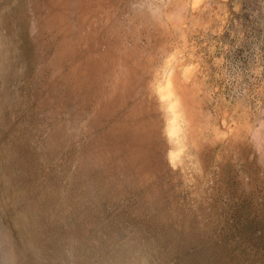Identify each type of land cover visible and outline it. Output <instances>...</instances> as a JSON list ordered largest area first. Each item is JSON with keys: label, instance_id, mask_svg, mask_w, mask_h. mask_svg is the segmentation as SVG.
<instances>
[{"label": "rangeland", "instance_id": "1", "mask_svg": "<svg viewBox=\"0 0 264 264\" xmlns=\"http://www.w3.org/2000/svg\"><path fill=\"white\" fill-rule=\"evenodd\" d=\"M6 6L0 0V11ZM2 37L9 39V34L4 31ZM101 60L114 77L136 72L149 82L153 90L141 86L143 97L154 94L163 101L171 120H180V129L187 103L203 116L214 115L221 99L214 80L219 65L233 91L230 108L237 110L229 122L232 144L215 157L222 173L212 184V177L197 181L203 165L196 168L187 149L176 150L169 163L185 174L180 183H172L173 201L163 203L165 211H151L157 205L138 202L139 197L113 199L80 186L72 205L79 208L73 212L78 216L55 219L63 204L56 186L66 184L60 179L69 163L57 154L53 163L6 159L12 142L19 144L12 155L20 154L22 144L24 150L33 147L25 146V135L10 124L17 115L0 110V264H264V0H101ZM3 69L1 76L8 74ZM13 84L21 88L25 81ZM170 88L172 93L166 91ZM23 118L17 124H25Z\"/></svg>", "mask_w": 264, "mask_h": 264}, {"label": "bare ground", "instance_id": "2", "mask_svg": "<svg viewBox=\"0 0 264 264\" xmlns=\"http://www.w3.org/2000/svg\"><path fill=\"white\" fill-rule=\"evenodd\" d=\"M3 1L7 6L0 11V20H4L3 27H0V68H6L8 74L0 75V85H4V88L0 86V110L8 117L12 113L17 115L9 122L15 125L17 134L25 135V146L33 147L24 150L22 144L20 154L12 155L11 151L19 145L12 142L6 146L5 157L30 163H53L57 155L67 160L64 161L69 163L66 174L69 169L72 173L60 179H64L66 184L56 186L60 195L55 192V198L61 197L63 204L57 207L55 219L65 218L79 209L72 205L80 186L90 193L112 195L113 199L139 197L138 202L157 205L151 211H165L163 203L173 201V192H170L172 183H180L182 174H185L169 163L171 152L176 150L187 149V153H193L196 168L203 165L201 168L205 172L196 174L197 181H208L212 177L211 184L215 182L217 175L222 173V169L215 165V157L226 154L232 144L233 133L229 122L237 112L235 105L230 108L234 102L229 98L233 91L225 74L219 71V65H215L218 75L214 80L219 81L222 103L217 101L211 117L199 114L187 103L180 129L177 124L180 120H171L172 111L166 110L163 101H157L154 94L143 97L144 91L140 87L150 92L149 82L143 81L136 72L128 75L116 73L114 77L109 66L101 60V0ZM7 17L10 18L6 20ZM4 31L9 34V39L2 37ZM2 43H5V53ZM18 47L21 52L16 53ZM117 63L124 64V59ZM17 79L25 81L21 88L13 84ZM166 91L173 92L172 88ZM48 109L50 112L39 117L40 112ZM22 116L25 124H17ZM221 123L224 132L221 131ZM45 132L47 135H44ZM77 216L73 213L72 218ZM175 252L173 254L176 255Z\"/></svg>", "mask_w": 264, "mask_h": 264}]
</instances>
